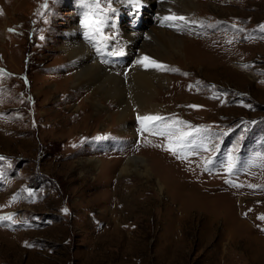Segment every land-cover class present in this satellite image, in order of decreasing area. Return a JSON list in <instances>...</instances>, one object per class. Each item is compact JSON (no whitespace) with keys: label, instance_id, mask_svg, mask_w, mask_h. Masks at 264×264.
Wrapping results in <instances>:
<instances>
[{"label":"rangeland","instance_id":"374dc122","mask_svg":"<svg viewBox=\"0 0 264 264\" xmlns=\"http://www.w3.org/2000/svg\"><path fill=\"white\" fill-rule=\"evenodd\" d=\"M117 1H0V264H264V224L248 228L251 215L237 209L264 203V0H233L237 8L160 0L167 13L210 10L198 24L204 33L190 31L186 41L188 71H164L162 119L143 131L132 114L121 124L110 100L95 108L86 100L93 87L63 86L77 69L67 57L71 28H84L86 15L102 20L85 39L93 57L123 74L133 62L121 64L122 31L149 30L138 48L151 56L161 39L152 32L198 26L156 22L158 4L137 21ZM221 16L239 38L227 56L216 37ZM231 58L239 71L218 62ZM189 88L206 102L180 106Z\"/></svg>","mask_w":264,"mask_h":264},{"label":"bare ground","instance_id":"6f19581e","mask_svg":"<svg viewBox=\"0 0 264 264\" xmlns=\"http://www.w3.org/2000/svg\"><path fill=\"white\" fill-rule=\"evenodd\" d=\"M0 1L3 2V6H4V5H6V3L8 5H11L15 2H18V1L21 2L24 0H6V1L0 0ZM33 1L38 2V4L39 3L40 4L41 3H47L49 5L52 3L53 0H33ZM33 1L30 0V3ZM105 1L111 2V0H105ZM220 2H222V1H220ZM234 2L235 1H233L232 5L235 6V8H237V6H238L237 2H235V4H234ZM116 3H118L117 6L120 8L125 5V6L129 7L132 11L133 10L137 11V21H140V20L142 21L144 9L151 10L152 6L154 4H158L159 8L156 9V14H157L156 22L171 20L173 22H176L180 28H183L185 26L186 21L191 22V20H193L195 22L194 24L196 26H198L197 29H192V30L189 29V30H187L186 33H184L183 31L169 32L167 30L164 31L163 29L159 28L157 30V32L154 31V32H152L153 33L152 34L151 29H150V33L152 35L157 37V35L159 34V36L161 37L160 48H159L158 52L152 54L151 56H147L144 51H142V50L140 51V49L138 48L143 43V41L145 39L144 36H146V37L148 36L149 30L147 33H145L146 35L143 34L144 33L143 30L139 31V30L134 29L132 31H129V30L122 31L120 33V36H121V38H123V40L127 44V48H128L127 52L128 53L126 55L128 57L127 58L128 60L121 62V64L122 63L128 64L130 60L133 62L132 64L127 65V67H124L127 70L123 74L111 72L110 67H108L103 61L98 60L95 57H93L94 51H92L93 49H91L90 43L87 41V39H85L88 37V35H90V32H91L89 28L85 27V21H84V28H82V29H78V28H74V27L71 28V34H72L71 42H70L71 46H70L69 50H67V57H69L72 60V62L75 64L73 66H76L77 69H75L74 72H72L71 74H69L65 77V79L63 80V83H62L63 86H65L66 88H69V86H70L69 84H72L73 86H70V88L72 89V87L74 88L75 86H77L78 90L81 87H84V88L93 87L92 92L86 96V100L91 101V103L95 106V108L96 107L98 108L100 106L99 105V98H104L108 101L110 100L111 104L114 105V103H116L118 108H119L118 113H113V111L111 113H113L114 116L116 118H118V120L121 124H122V122L124 123V121H126V118L130 114H132L134 119H136L138 121L139 126H141V127L136 128L135 130L143 131L146 126L148 128H149V126L144 125V123L141 122L139 117L158 116V113L160 112L159 108L162 107L161 102H160L161 96L159 95L160 94L159 88L164 86L165 83L167 82L168 78H169L167 76V74L164 73V71L168 70L167 71V73H168V72H170V70L177 69V67H180L181 72H184L185 70L188 71V69H185L187 67L186 63H188V61H190L192 63V61H191L189 56H186V58H184L185 53H186L185 44H186L187 39L190 37V31L191 32L199 31L198 32L199 35L204 33L203 27L201 25H198V24H200L199 23L200 20L203 19L202 13L205 12V10H210V8L208 9V7L210 5L203 4L199 8H197L196 10H192L190 8L182 9V10H179L180 11L179 14H177V12L175 14H173L172 13L173 11H170L167 13V11H168L167 9L171 8V7H169V5L166 1L160 2V0H126V2L123 3V0L122 1L118 0ZM216 5L219 7V10L220 9L225 10L227 7V5L224 6L222 3H216ZM230 8H228V9L230 10ZM237 10L235 12L231 10L233 12V14H231L229 17L231 18V16H232V18L234 19V17H235L234 13H236ZM120 11H121V9H120ZM232 12H230V13H232ZM219 20L221 22H220V24L218 23L219 30H218V33L216 34V37L217 36L222 37L221 40H222V42H224V49L222 50L223 52L221 53V55L227 56V51L230 50V48L233 49L235 47V46L233 47V42L238 41L239 38H238V35L230 36L226 33V29L228 30V28L225 25L227 24L228 20L225 18V16H221V19L219 18ZM171 24H172V22H171ZM223 27H225L226 29ZM247 31H248V28H247ZM156 33H158V34H156ZM182 34H184L186 36L183 37ZM193 39H195V38H193ZM193 39H191V40H193ZM248 43H249V41H248ZM172 48H173V50L176 51L175 53H172V51H171ZM178 56L179 57L181 56V58H183L182 61L184 63H182L181 65L180 64L175 65V63H176L175 59L178 58ZM240 56H242V55H240ZM145 57L149 58L152 61H155L159 65H163L164 70H161L160 68H157V67H151V66L145 67V64L148 63V61H146L144 59ZM247 57L248 56L244 57L246 59L242 60L244 63H248L249 57L248 58ZM232 58H234V57H232ZM232 58L231 59H224V60L220 59L218 62L219 63L223 62V63H225V65L233 66L234 69L239 71L240 70V62L234 61ZM124 59H125V57H124ZM139 61H143V63H139ZM77 88H74V89L76 90ZM193 90H191L190 88L188 89V91H187L188 94L185 96L188 98H185L186 100L184 103L183 102L180 103L181 102L180 101L179 102L180 106H182L184 108L185 107L190 108V103L192 101H194L195 99H199L202 102H206L203 95H199V94L195 95L194 94V93H198L199 89H193ZM84 101H85V99H84ZM85 104H87V103H85ZM167 107H169V106H167ZM109 108L111 109V107H109ZM74 110H76V109H74ZM161 111H162V109H161ZM102 114L103 113L98 112L97 116H101ZM141 123H142V125H141ZM89 127H90V125H88V127H86V128H89ZM86 131L89 132L92 130L90 128ZM137 131H135V132H137ZM135 132H134V128H132L131 130H129L128 134L129 135L132 134L135 137ZM152 135L153 134L151 133V136ZM253 200H255V199H253ZM243 204H245V203L238 204L240 206V208L237 207V209L239 211L238 215H240V216L251 215L252 224L246 223V225H248V228L251 225H253V226L258 225V223H260V225L264 224V219H261V217H263V214H264L263 213V206H264L263 202L258 201V203H256V205H255V206H258L257 210H255V211L253 210L252 212L249 211L248 207L246 209H242ZM236 205H237V203H236ZM261 209H262V211L259 212ZM242 223H240V226H237V230H239V232H241V234H243L245 232V229H243L245 225H243ZM251 229H256L257 232L259 231L255 227H252ZM231 251L232 250H230V252Z\"/></svg>","mask_w":264,"mask_h":264},{"label":"snow or ice","instance_id":"6c2138e0","mask_svg":"<svg viewBox=\"0 0 264 264\" xmlns=\"http://www.w3.org/2000/svg\"><path fill=\"white\" fill-rule=\"evenodd\" d=\"M95 4H96V7L99 8L100 7V0H95ZM44 7L47 8V4H45ZM102 23H103L102 20L93 19L87 15L85 16V27L89 28L95 32H99V30H100L99 26L102 25ZM144 59L146 61H148V63L145 64V67L151 66V67H157V68H160L161 70H164L163 65H159L155 61H152L147 57H145ZM139 63H143V61H139ZM194 107H196V106H194ZM139 119L141 120L142 123H146V125H147V124H151L153 121L161 120L162 117H159V116H143V117H139ZM145 130H148L147 126L145 127ZM183 139H184L183 136L180 137V140H183ZM171 150L175 151L174 148ZM2 219H11V217H3ZM261 219H264V217H261Z\"/></svg>","mask_w":264,"mask_h":264}]
</instances>
